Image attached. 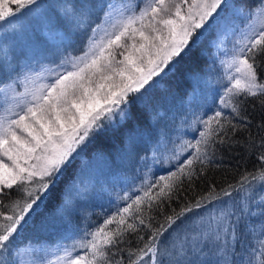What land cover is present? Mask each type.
I'll return each mask as SVG.
<instances>
[{
    "label": "snow or ice",
    "instance_id": "snow-or-ice-1",
    "mask_svg": "<svg viewBox=\"0 0 264 264\" xmlns=\"http://www.w3.org/2000/svg\"><path fill=\"white\" fill-rule=\"evenodd\" d=\"M10 4L17 5L15 10ZM29 6L41 14L53 10L56 22L83 34L86 44L82 55H66L56 66L59 71L48 69V77L16 72L5 56L4 70L16 75L0 88V192L20 186L25 195L8 206L10 214L0 211V264H13L5 254L41 204L59 199L58 211L71 212L79 189L69 179L79 156L104 141L134 145L145 135V111L160 83L181 73L187 61L198 60L207 43L226 57L220 60L228 81L220 107L194 120L200 127L192 131L198 135L184 140L171 157L175 170L153 183L145 181L147 187L134 199L126 196L131 200L127 206L86 232L71 251L65 249L66 264H123L114 259L113 249L120 250L126 234L144 229L147 239L139 235L143 246L128 250V264H264V197L256 220L247 195L256 184L264 192V138L249 145L259 149L260 168L219 190L210 186L162 223L150 215L185 182L191 185L202 176L219 146L234 143L237 125L221 109L247 120L240 113L244 100L251 97L264 105V0L255 5L249 0H64L53 5L0 0V21L7 23ZM229 38L231 49H222ZM17 84L28 87L18 92ZM258 127L264 128V121ZM77 247L83 254L73 256Z\"/></svg>",
    "mask_w": 264,
    "mask_h": 264
},
{
    "label": "trees",
    "instance_id": "trees-1",
    "mask_svg": "<svg viewBox=\"0 0 264 264\" xmlns=\"http://www.w3.org/2000/svg\"><path fill=\"white\" fill-rule=\"evenodd\" d=\"M62 2L64 0H37L40 5H53ZM249 2L255 5L259 0H249ZM34 8L35 6H29L31 10L22 9L21 12L16 13L14 17L22 18L18 20L17 26L20 28L15 32L8 28L6 22L0 21V24H4L3 32L6 31V34L0 35V43H10L8 48L0 49V78L6 76L7 79H10L15 77L16 72L23 71L24 66L37 63V59H50L67 52L68 54L76 53L81 51L83 45H85V36L75 31H69L65 26L57 23L53 10L49 9L41 14L35 11ZM49 18L52 19V24L48 23ZM212 39L214 37H209L210 41ZM214 48V45L207 43L202 49V55H200L198 60L187 61L182 66L181 73H175L160 83L156 90L155 101L145 111V135L142 138H138L133 146H138L137 142L142 140H145L146 143L158 140L157 129H165L161 123V114L163 112H172V109H177L181 112L186 107L185 114L191 111L192 116L195 112L196 116L192 117L194 121L197 117L206 119L220 107L219 96L223 94L224 87L228 84V81H223L224 75L220 67L214 66L215 57L222 54V51L214 50ZM5 56L7 61L16 69V72H6L4 70ZM18 59L17 65L16 61ZM201 101L206 104L200 106ZM221 110L226 115L231 116L233 122L237 125V131L233 134L234 143L219 146L211 162L204 166V174L202 176L194 179L191 185L185 182L171 200L163 201L162 207H154L150 215L155 217V222H164L165 217L173 214V209L179 211L185 203L194 201L197 197L205 194L210 186L214 185L219 190L227 184H235L245 172H253L261 167L257 160L258 147L250 148L249 145H258L261 138H264V128L258 127L264 121V105L260 103L259 99L249 97L244 100L240 113L241 117H247V120L235 117L234 114H231L230 109ZM195 127L199 128L200 125H195ZM166 135L167 131L158 142H163ZM197 135L198 131L192 132L188 140ZM125 144L127 142L122 143L118 139L104 141L99 143L92 151L79 156L76 161V173L74 176L70 174L69 182L74 178L76 179L80 171L82 174L85 161L93 156L107 158L124 157V150L127 148ZM131 153V151L128 152V159H130ZM186 155L187 153L180 157L181 162L186 158ZM176 164L177 161L173 160L167 167H161V170H159L160 166L153 169L154 172L148 175L146 181L148 183L155 182L160 176L167 175L169 171H174ZM92 173L95 177L96 174ZM142 187L146 188L147 184H142L138 190ZM138 190L136 195L142 194ZM24 195V192L20 190V186H14L12 189H3V192H0V211L10 214L8 206L13 201L24 198ZM239 195L243 196L244 194L241 193ZM247 195L251 199L249 207L252 212L257 214L252 219L258 220L261 209L257 204L264 197V192L260 191V185L256 184ZM131 198L134 199L135 196ZM59 202V199H57L49 201L46 205L41 204L39 214L33 212L29 223L19 230L18 233H23L30 226L43 220L50 212L55 210ZM130 202L131 200L125 199L122 205L119 203V206L111 216ZM129 222L132 221L129 220ZM114 227L115 225L109 226V228ZM148 234V229H144L141 233L126 234L124 243L118 246L120 250L113 249V252H115L114 259H123V264H128V250L142 247L143 242L139 240V235H144L146 240ZM181 238H183L182 232ZM81 254H83V250Z\"/></svg>",
    "mask_w": 264,
    "mask_h": 264
},
{
    "label": "rangeland",
    "instance_id": "rangeland-1",
    "mask_svg": "<svg viewBox=\"0 0 264 264\" xmlns=\"http://www.w3.org/2000/svg\"><path fill=\"white\" fill-rule=\"evenodd\" d=\"M116 2L140 4L141 0H116ZM16 6V4H10L12 9ZM16 18L10 17L6 23L13 32L20 28H18L17 22L22 17ZM96 22H99V17ZM3 29L4 24H0V35L6 34ZM232 43L233 38H229L228 42L221 47L230 50ZM9 45V42H1L0 49L4 50ZM84 46L81 51L76 53L68 54L67 52L50 59H37V63L26 65L22 70L41 72L43 77H48L50 75L48 69L59 71L60 69H57L56 66L60 64L61 60L66 55H82ZM214 50L218 49L215 47ZM218 51H222V54L215 57L214 66L220 67L224 75L223 81H226L225 69L220 64V60L226 58L225 53L223 50ZM18 62L19 59L16 61L17 65ZM9 80L6 76L0 78V88ZM25 87H28V85L17 84L16 90L23 92ZM3 102V93L0 92V104H3ZM202 104L205 105L206 103L201 101L200 106ZM185 109L186 107L181 112L172 109V112L168 111L161 114V123L165 129H157V141L146 143L145 140H142L137 142L138 146L125 144L127 148L124 150V157L93 156L87 159L82 174L80 171L77 178L69 182L75 181L79 189V195L73 197L71 212L58 211L59 202L55 210L50 212L43 220H40L39 224L35 223L23 233L15 235L12 249L8 254H5L4 258L13 262V264H21V261L24 264H31L33 261H35V264H66L68 257L65 255V249L71 251L74 245L85 238L86 232H91L103 224L104 220L113 214L119 203L123 204L126 196H135L138 188L148 179V175L154 172L153 169L160 166L159 170H161V167L165 168L171 164V161H173L171 157L174 153L180 151L182 142L190 138L189 135L193 132L192 128L195 127L192 119L193 116H196L195 112L191 116V111L185 114ZM166 131V138L157 150L155 145L161 140ZM130 151L132 153L130 159H128V152ZM92 172L96 174L95 177ZM17 251L23 253V255L17 256ZM81 252L82 250L77 247L72 255L81 254Z\"/></svg>",
    "mask_w": 264,
    "mask_h": 264
}]
</instances>
